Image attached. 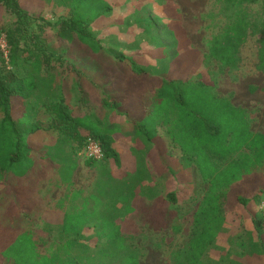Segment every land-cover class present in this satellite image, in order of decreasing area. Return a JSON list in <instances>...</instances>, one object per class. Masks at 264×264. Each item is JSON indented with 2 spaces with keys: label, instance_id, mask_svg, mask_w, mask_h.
Returning a JSON list of instances; mask_svg holds the SVG:
<instances>
[{
  "label": "rangeland",
  "instance_id": "rangeland-1",
  "mask_svg": "<svg viewBox=\"0 0 264 264\" xmlns=\"http://www.w3.org/2000/svg\"><path fill=\"white\" fill-rule=\"evenodd\" d=\"M106 1L110 11L88 23L85 40L76 36L66 40L59 35L71 0H19L28 12L22 19L0 6V25L23 29L18 34V55L12 69L35 81L27 98L15 99L16 126L25 132L29 123L43 122L41 128L29 133L28 142L34 149L32 167L22 176L10 173L5 183L0 180V252L17 233L26 232L34 240L37 254L47 257L50 264H182L177 253L191 230L197 229L192 227V219L207 183L190 156L182 155L181 140L166 123L160 120L156 127L159 155L148 153L150 144L140 133L141 126H131L125 114L100 104V88L82 104L79 84L82 80L83 85H89L101 71L106 80L99 82L100 86L123 99L124 108L136 107L138 99L129 96L136 93L132 90L134 76L126 65H116L117 57L124 54L150 74L167 75L173 64L176 68L177 59L180 65L191 59L186 49L174 53L179 48L175 43L179 25L190 47L202 55L193 65L183 66L184 72L189 67L191 78L210 83L213 94L243 110L249 131L264 135V71L256 66L261 0L240 4L226 0ZM241 14L248 21L247 39L238 48L237 65L222 67L208 56L210 43L215 37L223 40L225 27ZM1 42L7 45L2 31ZM51 101L79 105L85 112L77 117L81 126L93 131L113 123L118 161L103 158L93 139L81 145L48 128L52 115L47 104ZM89 141L97 144L95 154L87 148ZM40 154L46 161L37 158ZM41 175L45 177L36 179ZM262 204L264 194L242 205L224 199L216 236L200 264H239L240 255L227 253L242 229L249 230L248 223L239 221L241 215H254L259 221L255 231L263 251L258 256L252 244L244 246L242 254L252 252L255 259H263ZM0 264L15 262L0 254Z\"/></svg>",
  "mask_w": 264,
  "mask_h": 264
},
{
  "label": "trees",
  "instance_id": "trees-1",
  "mask_svg": "<svg viewBox=\"0 0 264 264\" xmlns=\"http://www.w3.org/2000/svg\"><path fill=\"white\" fill-rule=\"evenodd\" d=\"M226 1L240 4L259 0ZM261 5L262 31L256 66L264 71V0H261ZM0 6L13 10L19 19L28 13L19 0H0ZM110 9L106 0H71L68 18L59 25V35L66 40H71L74 36L85 40L89 36L86 29L88 23ZM240 16L242 17L236 19V15L225 27L221 36L223 40L215 37L210 43L208 56L222 67L232 68L237 65L238 48L247 39L248 21L244 14ZM22 30L20 27L13 29L0 25L9 48L6 56L0 49V180L4 183L10 173L22 176L32 167L34 149L28 142L29 133L41 128L43 123L31 122L27 130L22 132L17 128L13 115L15 99L27 98L35 88L31 75H19L12 69L18 55V34ZM176 33L178 41L176 37L175 43L179 48H175L174 53L180 52L178 49H186L187 56L191 55V59L181 65L177 59L176 68L173 69V64L165 76L150 74L124 54L117 57L116 61L119 63L116 65H126L130 75L134 76L132 90L136 93L131 92L129 96L132 100L134 97L138 99L136 107L124 108L123 99L108 94L107 88L105 90V87L100 86L106 80L101 71L92 77L89 85L87 82L83 85L81 80L79 91L82 93L83 104L100 88V104L116 113L125 114L131 126H141L140 133L150 144L148 153L156 152L159 155L158 144L161 141L156 127L160 120L167 124L169 131L172 128V135L181 140L182 155H189L194 161L202 180L207 183V191L192 219V227L196 225L197 229L191 230L187 243L177 256L181 257L179 261L182 264H200L202 254L211 246L216 236L215 228L221 220L219 213H222L224 199L245 203L264 194V135L249 131L243 110L234 106L229 99L213 94L210 83L191 78L189 67L184 72L183 66L193 65L199 60L201 53L190 47L179 25L176 26ZM179 33L183 39H180ZM174 56L172 54L171 58ZM108 84L111 85L110 82ZM114 90L118 88L115 86ZM47 109L52 115L46 125L48 128L59 131L65 139L81 145H85L88 139H93L100 146L103 158L118 161V153L113 146L116 139V127L113 123L93 131L90 127L81 126L77 117L85 112L80 111L79 105L70 107L64 102L51 101L47 104ZM148 123L150 126H147ZM37 158L46 161L41 154ZM221 161L223 164H219ZM44 177L41 175L36 179ZM0 254L11 256L15 264H50L47 257L37 254L34 240L26 232L17 233Z\"/></svg>",
  "mask_w": 264,
  "mask_h": 264
},
{
  "label": "crops",
  "instance_id": "crops-1",
  "mask_svg": "<svg viewBox=\"0 0 264 264\" xmlns=\"http://www.w3.org/2000/svg\"><path fill=\"white\" fill-rule=\"evenodd\" d=\"M238 205H242L243 203H236ZM234 219V218H231ZM238 219V218H237ZM239 221L241 222H246L248 223V231L243 230L241 232V237L238 238L236 241L234 240L232 246L233 249L230 250V252L227 253V255H233V256H238L240 255V260L238 261L239 264H264V258L262 259H255V257L252 255L251 250H249L250 255H243L242 252L246 251L244 249V246L246 247H250L253 246L252 244H254L255 248H257V251L259 254H257L258 256H262V249H260V246L258 244V238L256 237V229H257V223L259 222L254 215L251 217H245L244 215L239 216ZM253 231V232H252ZM249 234V237H248ZM221 235V233H219V236ZM252 236H255L254 238ZM244 249V250H242ZM256 252V251H255Z\"/></svg>",
  "mask_w": 264,
  "mask_h": 264
},
{
  "label": "built area",
  "instance_id": "built-area-1",
  "mask_svg": "<svg viewBox=\"0 0 264 264\" xmlns=\"http://www.w3.org/2000/svg\"><path fill=\"white\" fill-rule=\"evenodd\" d=\"M0 49L3 51L4 55L6 56V53H7V45L4 42L3 43L2 42L0 43ZM87 148L93 154H95L94 152L98 151L97 144L94 143V142H92V141H89L88 142ZM261 208L263 210V215H264V204H262Z\"/></svg>",
  "mask_w": 264,
  "mask_h": 264
}]
</instances>
